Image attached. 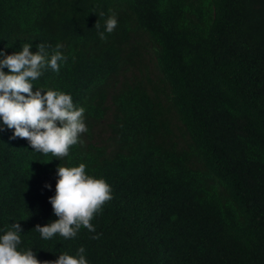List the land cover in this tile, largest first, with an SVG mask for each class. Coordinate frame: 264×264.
I'll list each match as a JSON object with an SVG mask.
<instances>
[{
  "label": "trees",
  "instance_id": "obj_1",
  "mask_svg": "<svg viewBox=\"0 0 264 264\" xmlns=\"http://www.w3.org/2000/svg\"><path fill=\"white\" fill-rule=\"evenodd\" d=\"M26 43L62 45L67 62L33 85L71 94L88 131L62 158L0 132V228L19 222L21 248L40 261L83 246L89 264H264V0H0V49ZM80 163L112 199L95 232L45 241L34 228L57 219V167Z\"/></svg>",
  "mask_w": 264,
  "mask_h": 264
},
{
  "label": "clouds",
  "instance_id": "obj_2",
  "mask_svg": "<svg viewBox=\"0 0 264 264\" xmlns=\"http://www.w3.org/2000/svg\"><path fill=\"white\" fill-rule=\"evenodd\" d=\"M117 25V16H108L103 31L99 32L100 38L106 39L105 33H112ZM31 48L26 43L12 54L0 49V132L6 127L13 130L10 139L26 138L33 151L66 157L70 147L82 143L80 137L88 131L85 109L74 105L69 93L34 88L33 81L46 70L58 73L67 62V56L60 51L62 45L51 53L44 44H38L35 52ZM56 177L55 194L49 197V203L57 219L43 226L37 224L34 230L45 241L57 234L74 239L82 227L95 232L91 220L112 199L111 186L105 179L87 174L84 163L58 166ZM22 233L19 222L11 223L7 230L0 228V264H89L83 246L74 255L64 252L55 260L40 261L31 248H21Z\"/></svg>",
  "mask_w": 264,
  "mask_h": 264
},
{
  "label": "rangeland",
  "instance_id": "obj_3",
  "mask_svg": "<svg viewBox=\"0 0 264 264\" xmlns=\"http://www.w3.org/2000/svg\"><path fill=\"white\" fill-rule=\"evenodd\" d=\"M147 50H148V52L147 53H145V51H143V53H142V55H143V59H142V64H145V67H146V70L148 71V72H152V74H154V63H153V61H152V58H151V55H150V52H149V47H147ZM144 74H145V72H144ZM142 74L141 73H139V72H135L133 75H128V76H136V77H140Z\"/></svg>",
  "mask_w": 264,
  "mask_h": 264
}]
</instances>
